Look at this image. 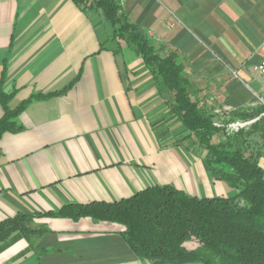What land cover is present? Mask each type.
I'll return each instance as SVG.
<instances>
[{
	"label": "crops",
	"instance_id": "1",
	"mask_svg": "<svg viewBox=\"0 0 264 264\" xmlns=\"http://www.w3.org/2000/svg\"><path fill=\"white\" fill-rule=\"evenodd\" d=\"M119 1L154 43L181 54L191 90L217 119L260 103L264 75L251 67L264 62V0ZM3 68L4 90H16L10 106L54 93L33 98L18 117L21 130L0 138V221L154 185L235 194L211 176L204 150L184 139L170 112V95L111 39L96 10L72 0H0V76ZM27 226L0 242V264H151L116 223L43 216Z\"/></svg>",
	"mask_w": 264,
	"mask_h": 264
},
{
	"label": "trees",
	"instance_id": "2",
	"mask_svg": "<svg viewBox=\"0 0 264 264\" xmlns=\"http://www.w3.org/2000/svg\"><path fill=\"white\" fill-rule=\"evenodd\" d=\"M72 1L100 13L111 26V39L124 43L141 58L158 91L170 95V112L188 132L184 139L192 137L205 152L204 161L211 176L227 182L236 192L232 196L197 197L171 185H154L112 202L68 203L43 214L17 212L0 221V242L14 231L28 232L27 224L35 217L74 221L88 217L93 222L120 225L122 238L143 262L264 264V169L259 163L264 155L262 149L247 150L252 136L264 141V103L234 109L217 119L191 90L181 54L167 44L154 43L144 29L127 17L119 0ZM5 75L3 68L0 138L21 130L18 117L33 98L54 93L32 94L10 106L16 90H4ZM251 119L255 121L234 133L213 124L217 120L227 123Z\"/></svg>",
	"mask_w": 264,
	"mask_h": 264
},
{
	"label": "built area",
	"instance_id": "3",
	"mask_svg": "<svg viewBox=\"0 0 264 264\" xmlns=\"http://www.w3.org/2000/svg\"><path fill=\"white\" fill-rule=\"evenodd\" d=\"M251 70L259 75H264V62H260L258 64H255L251 67ZM261 103H264V101L261 99ZM255 119L251 120H236V121H230L227 123H223L220 120L215 121L213 124L216 127H222L227 133H234L242 128H247L252 122H254Z\"/></svg>",
	"mask_w": 264,
	"mask_h": 264
},
{
	"label": "rangeland",
	"instance_id": "4",
	"mask_svg": "<svg viewBox=\"0 0 264 264\" xmlns=\"http://www.w3.org/2000/svg\"><path fill=\"white\" fill-rule=\"evenodd\" d=\"M222 118V117H221ZM221 137H223L222 135H221ZM223 139H224V137H223ZM191 142V141H190ZM263 140H261V138L260 137H258V136H256V135H254V136H252L251 137V139H250V144H249V148L247 149V150H250V151H253V152H255L257 149L258 150H260V149H262L261 150V152L263 153V155H264V146H263ZM190 144H192V142L191 143H188V144H186V145H188V147H189V145ZM190 148H192V147H190ZM264 157V156H263ZM262 167L264 166V162H262L261 164H260ZM221 182H223V186H227V188H232V189H234L233 187H231L227 182H225V181H221ZM199 190H200V197H203L204 196V190H203V188H202V185H200V187H199Z\"/></svg>",
	"mask_w": 264,
	"mask_h": 264
}]
</instances>
